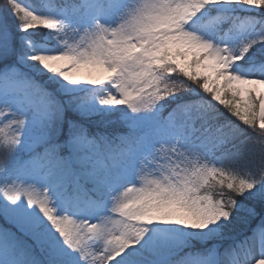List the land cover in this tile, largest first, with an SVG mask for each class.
Here are the masks:
<instances>
[{
	"label": "snow or ice",
	"instance_id": "6c2138e0",
	"mask_svg": "<svg viewBox=\"0 0 264 264\" xmlns=\"http://www.w3.org/2000/svg\"><path fill=\"white\" fill-rule=\"evenodd\" d=\"M0 264H264V0H0Z\"/></svg>",
	"mask_w": 264,
	"mask_h": 264
},
{
	"label": "trees",
	"instance_id": "16d2710c",
	"mask_svg": "<svg viewBox=\"0 0 264 264\" xmlns=\"http://www.w3.org/2000/svg\"><path fill=\"white\" fill-rule=\"evenodd\" d=\"M255 223V222H254Z\"/></svg>",
	"mask_w": 264,
	"mask_h": 264
}]
</instances>
